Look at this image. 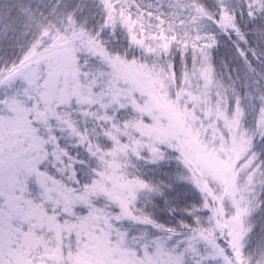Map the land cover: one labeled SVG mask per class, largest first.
Listing matches in <instances>:
<instances>
[{"label":"snow or ice","instance_id":"obj_1","mask_svg":"<svg viewBox=\"0 0 264 264\" xmlns=\"http://www.w3.org/2000/svg\"><path fill=\"white\" fill-rule=\"evenodd\" d=\"M0 264H264V0H0Z\"/></svg>","mask_w":264,"mask_h":264}]
</instances>
